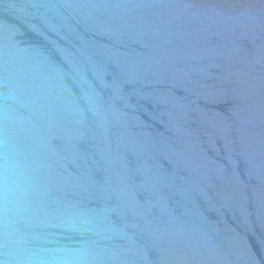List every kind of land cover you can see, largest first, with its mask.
Here are the masks:
<instances>
[{
    "label": "water",
    "instance_id": "obj_1",
    "mask_svg": "<svg viewBox=\"0 0 264 264\" xmlns=\"http://www.w3.org/2000/svg\"><path fill=\"white\" fill-rule=\"evenodd\" d=\"M0 264H264V0H0Z\"/></svg>",
    "mask_w": 264,
    "mask_h": 264
}]
</instances>
